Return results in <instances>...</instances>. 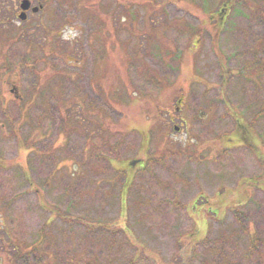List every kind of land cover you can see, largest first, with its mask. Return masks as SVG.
<instances>
[{
  "label": "rangeland",
  "instance_id": "374dc122",
  "mask_svg": "<svg viewBox=\"0 0 264 264\" xmlns=\"http://www.w3.org/2000/svg\"><path fill=\"white\" fill-rule=\"evenodd\" d=\"M6 20L0 264H264V248L244 260L264 205V0H56Z\"/></svg>",
  "mask_w": 264,
  "mask_h": 264
},
{
  "label": "trees",
  "instance_id": "16d2710c",
  "mask_svg": "<svg viewBox=\"0 0 264 264\" xmlns=\"http://www.w3.org/2000/svg\"><path fill=\"white\" fill-rule=\"evenodd\" d=\"M203 9V8H202ZM201 9V10H202ZM207 9H210V8H206L205 10H207ZM204 14H206L205 12H203ZM231 14V13H230ZM229 14V15H230ZM228 15V16H229ZM228 16L226 17V19H225V22H224V24L223 25H226V22H227V18H228ZM212 21H213V19H212ZM161 22H163V25H165V27L163 28V31L166 33V32H177L178 34H181V35H185V34H187L188 32L190 33V34H194V33H196V32H198L199 34H200V31H199V29L198 30H196L195 31V29L196 28H191V27H189V26H184L185 24L184 23H182L181 21H178L177 23H175V24H172L173 26L172 27H168L170 24L169 23H167V22H165V21H162V19H161ZM213 23H215L214 21H213ZM216 24V23H215ZM219 25V27H221V29L224 27V26H222L221 24H218ZM201 28H203V26L201 27ZM168 30V31H167ZM203 30V29H202ZM7 67V65L6 66H4V68H6ZM3 68V69H4ZM14 73L17 75L18 73H19V71H17V70H14ZM87 119V117H85L84 116V118L83 119H81L80 117H78V116H76V117H73V121H72V119H70L69 120V118H67V120H69V121H72V123H74V124H80L81 125V127H82V124H83V122L85 121ZM79 125H76V127H75V129H79V128H81ZM131 132H136L135 130H132ZM105 140V139H104ZM104 140H103V143H105L104 142ZM240 141H242V140H240ZM120 142L121 141H115L113 144H112V146H111V149H110V151H116V150H120L121 149V144H120ZM130 166H132V165H134L135 164V162L134 161H129V163H128ZM141 170H143V171H146V167H145V169H141ZM263 206L264 205H260V206H257V208H258V212H260V218H258L257 219V222H259L258 224H255V230H256V233H255V235H254V237L252 236V234H249V244L251 245V250L244 256V260L246 261V262H250V260L251 259H254L255 258V256H256V253H258L259 252V250H261V249H263L264 248V237H261L259 234L262 232L261 230H263L264 231V214H263V212L262 211H264V208H263ZM251 263V262H250ZM250 263H248V264H250Z\"/></svg>",
  "mask_w": 264,
  "mask_h": 264
},
{
  "label": "flooded vegetation",
  "instance_id": "af4514ba",
  "mask_svg": "<svg viewBox=\"0 0 264 264\" xmlns=\"http://www.w3.org/2000/svg\"><path fill=\"white\" fill-rule=\"evenodd\" d=\"M52 2H56V0H0V25L3 26L8 21L6 20L7 18L11 15L15 16L16 14L17 20L24 26L31 21L33 16H36L41 10H44V4ZM4 36L5 34H1L0 49L3 44L1 41L6 43L9 40ZM2 56H5V54L0 50V62H5L1 58Z\"/></svg>",
  "mask_w": 264,
  "mask_h": 264
}]
</instances>
